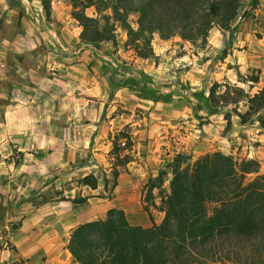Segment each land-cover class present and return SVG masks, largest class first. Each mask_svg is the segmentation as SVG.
<instances>
[{"label":"rangeland","instance_id":"rangeland-1","mask_svg":"<svg viewBox=\"0 0 264 264\" xmlns=\"http://www.w3.org/2000/svg\"><path fill=\"white\" fill-rule=\"evenodd\" d=\"M70 13L67 0H0V264H77L65 251L71 230L118 209L107 206L114 199L140 201L122 210L132 225L161 221L176 153L253 158L264 174L258 121L242 125L232 113L227 126L231 106L210 108L206 98L213 82L261 89L243 79L260 77L264 61L228 62L225 48L211 49L216 27L203 43L154 33L153 55L141 58L121 29L115 44L82 42ZM114 141H131L118 148L131 161L117 158ZM90 173L95 189L77 183Z\"/></svg>","mask_w":264,"mask_h":264},{"label":"trees","instance_id":"trees-1","mask_svg":"<svg viewBox=\"0 0 264 264\" xmlns=\"http://www.w3.org/2000/svg\"><path fill=\"white\" fill-rule=\"evenodd\" d=\"M67 1L71 17L81 27L82 42L115 44L121 29L126 44L141 58L153 55L154 33L162 40L178 35L203 43L212 28L228 30L243 7L242 0ZM258 2L249 0L248 6L254 8ZM89 8L95 16L86 14ZM130 15L136 16V27L129 22ZM243 82L251 89L259 77L248 75ZM206 98L210 108L231 106L224 115L227 126L233 113L240 124L257 120L264 130V87L250 93L236 84L213 82ZM121 143L126 147L114 141L113 148L126 164L131 157L125 153L120 158L118 148L124 150L131 141ZM167 167L171 178L160 197V223L132 225L122 210L109 209L104 219L78 224L67 242L77 264H264V174L258 161L219 151L191 160L179 152ZM77 183L95 189L98 180L90 173ZM161 183L151 185L146 196ZM85 200L79 197L76 202Z\"/></svg>","mask_w":264,"mask_h":264},{"label":"crops","instance_id":"crops-1","mask_svg":"<svg viewBox=\"0 0 264 264\" xmlns=\"http://www.w3.org/2000/svg\"><path fill=\"white\" fill-rule=\"evenodd\" d=\"M210 43L213 46L211 48L212 50L218 51L219 48H225V50H227L228 62H237L238 65H241L240 67H247L249 65L252 66L255 63L260 64L261 62H263L264 0H259L258 4L254 8L247 6L246 11H242V15L239 14L237 16V18L231 23L228 30H220L218 28H214L210 35ZM256 52L259 53L256 54ZM255 58H257L256 61ZM218 64L223 63L221 61H218ZM257 67L261 70L258 84L264 86V67H261L260 65ZM116 192L118 196L122 193L120 185L117 186ZM132 205L136 209L139 208L138 206H141L140 201H138L137 205L135 203V200L131 202V200L129 199H114L113 201L107 203L108 208H118L125 211L126 215L128 212H130V207ZM149 208H152V206H148L147 210L145 209V211H148ZM146 219L148 220L147 217ZM159 222L160 221H157L155 223L158 224ZM152 224L153 223H150L149 227ZM65 251L71 256L67 249H65ZM55 259L57 261H60V258L57 256L55 257Z\"/></svg>","mask_w":264,"mask_h":264}]
</instances>
